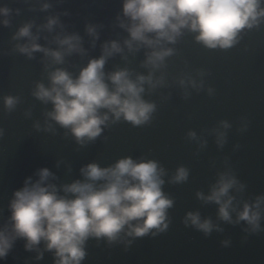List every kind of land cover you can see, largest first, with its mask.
<instances>
[{
	"label": "water",
	"instance_id": "obj_1",
	"mask_svg": "<svg viewBox=\"0 0 264 264\" xmlns=\"http://www.w3.org/2000/svg\"><path fill=\"white\" fill-rule=\"evenodd\" d=\"M44 4L49 7L42 9ZM0 6L14 10L9 25L0 24V226L10 216L13 192L26 178L35 180L40 168H48L55 176L50 182L59 187L83 179L79 170L89 163L107 167L123 157L151 159L165 169L162 191L173 200L167 210V228L140 237L122 234L111 244L90 238L81 264H264V204L260 228L252 232L244 221L219 220L218 205L196 195L209 194L219 174L227 172L243 185L242 190L229 193L237 210L264 196V23L242 31L238 43L227 50L206 49L193 34H186L169 60L170 86L144 96L156 104L151 119L140 126L123 120L109 123L95 141L79 145L52 121H47L51 130H44L51 105L41 103L31 92L37 82L48 85L47 71L52 68L45 69L48 61L40 52L32 58L18 52L16 46L25 41L12 37L24 23L33 22L31 31L37 34L49 17L58 18L62 28L54 26L51 33L40 30L37 43L55 48L49 41L58 33L80 35L85 54L74 53L65 57L63 65L53 66L75 76L89 59L99 57L104 42L126 38L117 26V17L123 18L122 0H0ZM87 25L98 26L94 46L86 34ZM142 59V52L128 55L127 60L117 54L107 60L104 70L127 67L143 73ZM198 70L202 76L196 75ZM182 72L202 80L203 87L187 89L185 97L172 81ZM5 96L19 97L12 112L3 108ZM221 122L229 127L223 128ZM217 131L225 134L222 146L216 143ZM189 132H195L196 138H189ZM180 166L188 169L187 180L171 183ZM189 212H198L220 230L214 228L205 235L186 225ZM231 215L235 220L236 214ZM39 247L43 249L42 244ZM35 257L36 252L26 251L24 241L18 239L0 264H54L49 251H43L39 260Z\"/></svg>",
	"mask_w": 264,
	"mask_h": 264
},
{
	"label": "clouds",
	"instance_id": "obj_2",
	"mask_svg": "<svg viewBox=\"0 0 264 264\" xmlns=\"http://www.w3.org/2000/svg\"><path fill=\"white\" fill-rule=\"evenodd\" d=\"M44 4L42 9H47ZM14 10L0 6V24L8 26V17ZM18 14L19 10H15ZM122 17L117 26L127 35L123 40H109L101 45L98 58L89 59L78 74L62 67L65 57L72 54L83 56L82 38L76 33L53 36L49 41L55 48L41 46L38 33H51L54 26L61 27L58 18L49 17L33 34V22L20 26L12 39H24L16 50L28 58L40 52L48 61V85L37 82L31 95L43 104H50L45 113V131L51 130L52 121L70 133L79 145L95 141L109 123L123 120L133 126L147 123L156 110V104L144 98L160 88L169 87V60L177 54L176 45L186 34L206 49L227 50L238 43L241 33L264 23V0H122ZM96 25H87L86 34L94 46L98 39ZM47 39V37H45ZM143 53L139 67L144 72H134L124 67L105 72L107 60L119 54ZM197 76L203 71L198 70ZM172 81L184 90L199 91L203 81L187 72L172 77ZM211 90L209 89V92ZM19 97L5 96L3 108L12 112ZM228 128L226 122H221ZM39 128V125H36ZM3 129H0V136ZM195 139L196 133L189 132ZM224 132H216V143L222 146ZM83 179L57 187L51 183L55 176L48 168L36 171V179L28 177L23 186L13 192L8 207V221L0 226V260L5 259L16 240L24 241L26 251H35L36 259L43 251L54 256V264H81L86 257L85 245L90 238H103L111 244L121 235L140 237L150 230L167 228V210L173 200L162 191L165 169L155 160L123 157L115 163L101 167L89 163L80 168ZM188 169L180 166L171 176V183H183ZM236 178L227 172L220 173L209 194L197 192V198L218 205L217 217L227 223L244 221L249 230L260 228L261 205L264 196L253 204L243 203L237 210L230 190H242ZM231 213L236 214L235 220ZM184 223L191 224L205 235L214 228L210 219H201L198 212H189ZM227 243V242H225ZM43 245V249L39 246Z\"/></svg>",
	"mask_w": 264,
	"mask_h": 264
}]
</instances>
